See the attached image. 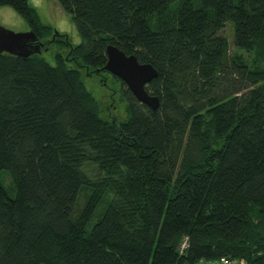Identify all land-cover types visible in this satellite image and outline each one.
Instances as JSON below:
<instances>
[{
  "label": "trees",
  "instance_id": "1",
  "mask_svg": "<svg viewBox=\"0 0 264 264\" xmlns=\"http://www.w3.org/2000/svg\"><path fill=\"white\" fill-rule=\"evenodd\" d=\"M55 2L79 44L0 0L42 52L66 48L0 53V264H264V0ZM107 45L154 67L157 109L103 70ZM82 76L109 78L128 120L103 119Z\"/></svg>",
  "mask_w": 264,
  "mask_h": 264
},
{
  "label": "rangeland",
  "instance_id": "2",
  "mask_svg": "<svg viewBox=\"0 0 264 264\" xmlns=\"http://www.w3.org/2000/svg\"><path fill=\"white\" fill-rule=\"evenodd\" d=\"M28 3L36 8L43 23L50 24L53 27L54 32L59 34H66L69 38V42L72 45L80 43V35L78 34L76 23L73 22L70 14L63 11L61 6L55 2V0H28ZM0 26L12 32H25L31 29L30 25L18 14L14 9L9 6L3 5L0 7ZM222 36H225L229 42L230 52H233L232 34L233 28L229 22L223 25V28L219 32ZM66 48H53L46 52H42L41 55L46 58L47 62L54 65L56 63L54 53L57 51L61 54H65ZM85 88L92 94L99 103V110H101V117L103 119H114L118 122H124L128 120L129 111L127 101L120 97V93L111 95L110 88L113 85L110 84L108 79H104L107 87H103L95 77L82 76ZM102 82V83H103ZM104 84V83H103ZM105 85V84H104ZM113 98V99H112ZM115 100V101H114ZM113 106V107H112ZM112 107V108H111ZM3 180L5 185L9 184L8 177L4 176ZM81 204L82 200L79 199Z\"/></svg>",
  "mask_w": 264,
  "mask_h": 264
},
{
  "label": "water",
  "instance_id": "3",
  "mask_svg": "<svg viewBox=\"0 0 264 264\" xmlns=\"http://www.w3.org/2000/svg\"><path fill=\"white\" fill-rule=\"evenodd\" d=\"M53 35L54 38L58 33L54 32ZM42 45L31 29L22 33L12 32L0 26V53L6 52L13 56L26 58L32 54L41 53ZM105 54L106 62L103 70L123 82L137 101L147 107L157 109L158 97L146 91L149 82L157 77L154 67L150 63L138 62L134 54H124L115 45H107Z\"/></svg>",
  "mask_w": 264,
  "mask_h": 264
},
{
  "label": "built area",
  "instance_id": "4",
  "mask_svg": "<svg viewBox=\"0 0 264 264\" xmlns=\"http://www.w3.org/2000/svg\"><path fill=\"white\" fill-rule=\"evenodd\" d=\"M188 243V238L183 237V240L178 245L179 254H184ZM196 264H247L246 261L242 259L229 258L227 256H222L219 258H212L211 260L201 258Z\"/></svg>",
  "mask_w": 264,
  "mask_h": 264
},
{
  "label": "bare ground",
  "instance_id": "5",
  "mask_svg": "<svg viewBox=\"0 0 264 264\" xmlns=\"http://www.w3.org/2000/svg\"><path fill=\"white\" fill-rule=\"evenodd\" d=\"M209 260V259H208Z\"/></svg>",
  "mask_w": 264,
  "mask_h": 264
},
{
  "label": "flooded vegetation",
  "instance_id": "6",
  "mask_svg": "<svg viewBox=\"0 0 264 264\" xmlns=\"http://www.w3.org/2000/svg\"><path fill=\"white\" fill-rule=\"evenodd\" d=\"M129 90V89H128Z\"/></svg>",
  "mask_w": 264,
  "mask_h": 264
}]
</instances>
